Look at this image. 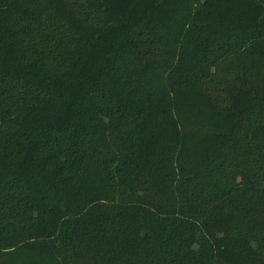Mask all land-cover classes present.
I'll return each mask as SVG.
<instances>
[{"label":"trees","instance_id":"16d2710c","mask_svg":"<svg viewBox=\"0 0 264 264\" xmlns=\"http://www.w3.org/2000/svg\"><path fill=\"white\" fill-rule=\"evenodd\" d=\"M0 264H264V0H0Z\"/></svg>","mask_w":264,"mask_h":264}]
</instances>
